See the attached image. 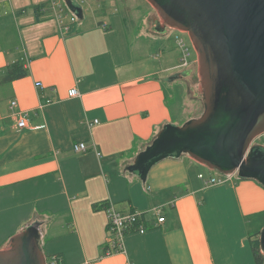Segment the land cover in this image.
<instances>
[{"label": "crops", "instance_id": "crops-1", "mask_svg": "<svg viewBox=\"0 0 264 264\" xmlns=\"http://www.w3.org/2000/svg\"><path fill=\"white\" fill-rule=\"evenodd\" d=\"M52 1L0 0V81L16 61L28 71L0 82V250L37 222L43 254L60 264H255L249 236L264 226L259 183L235 176L206 186L197 175L210 176L207 167L185 155L155 164L146 184L125 170L164 124L180 123L162 75L187 69L134 60L125 33L133 20L117 17L114 0H83L91 21L79 24L66 22L64 9L59 23ZM72 88L78 96H68ZM79 142L85 152L73 151ZM108 204L142 214L146 231L125 236V253L104 255Z\"/></svg>", "mask_w": 264, "mask_h": 264}, {"label": "water", "instance_id": "water-1", "mask_svg": "<svg viewBox=\"0 0 264 264\" xmlns=\"http://www.w3.org/2000/svg\"><path fill=\"white\" fill-rule=\"evenodd\" d=\"M62 1L83 19L76 0ZM145 1L159 20L152 31L187 34L196 54L203 111L181 125L164 124L125 170L146 184L155 164L185 155L209 170L235 173L264 187V147L252 143L264 133V0ZM190 73L187 69L164 81ZM39 239V223L23 228L0 250V264H45ZM258 240L264 255V226Z\"/></svg>", "mask_w": 264, "mask_h": 264}, {"label": "rangeland", "instance_id": "rangeland-1", "mask_svg": "<svg viewBox=\"0 0 264 264\" xmlns=\"http://www.w3.org/2000/svg\"><path fill=\"white\" fill-rule=\"evenodd\" d=\"M77 1L82 5L81 7H83L84 19L86 20L76 19L74 23L79 24L83 21H85V23H89L91 18H88L89 13L84 5L83 0ZM114 2H116L118 12L115 13L114 9L112 14L118 13V18H121V16L125 15L128 19L131 18L133 20V25L128 24L125 33L127 35V41L131 47V55L134 60H138L139 58L148 59L150 61V65L154 66V68L162 66L164 61L166 62L165 64L170 63L177 64V66L179 64L181 65L182 52L175 42V36H181L184 39L188 52L186 60L190 63L188 68H192V73L185 78L174 80L171 83L162 80L166 89V104L174 120L177 122H181L187 117V115L190 116L195 114L199 116L203 111V105L199 92L200 85L197 74V62L195 60L196 54L192 48L187 34H180L178 30L171 28H167L163 34L152 31V24L154 21L158 20V17L155 10L145 0H130L128 8L127 0H114ZM61 3L63 4L62 9H64L63 14L66 16L65 20L66 22L71 23L69 16L71 13L66 9L64 3ZM160 25L162 24L160 23ZM140 45L145 48L144 54H141L138 51V47ZM163 46L165 47V52L161 50ZM178 68L180 70L183 69L181 66ZM172 74L168 75V73H165V75H162V77L165 79ZM256 144L262 145L264 147V139H257ZM204 169L208 170L205 172H209V175H214L217 178L222 177V175L216 171H209L208 168Z\"/></svg>", "mask_w": 264, "mask_h": 264}, {"label": "built area", "instance_id": "built-area-1", "mask_svg": "<svg viewBox=\"0 0 264 264\" xmlns=\"http://www.w3.org/2000/svg\"><path fill=\"white\" fill-rule=\"evenodd\" d=\"M60 2H63L60 0ZM62 4V3H61ZM57 5L56 2L53 0L51 3V6L53 9H58L57 14L55 15L56 19L59 21V23L63 22V16L61 14L63 4ZM62 6V8H61ZM76 20V17L72 14L70 15V22L74 23ZM65 31L69 29L67 26L62 27ZM180 34L182 32L179 31ZM175 42L179 49L182 52V59H181V66L183 69H186L190 66V63L187 62L186 57L188 56L187 52V46L185 44L184 39L181 36H175ZM184 55V57H183ZM36 87L41 86L40 83L35 84ZM69 97H76L78 96V93L76 89L72 88L68 91ZM51 103V100H45L41 105L49 104ZM11 108L16 107V102L12 101L10 103ZM92 123H96V121H93ZM92 123H89L91 126ZM27 127V114L24 112H20L18 114V121H17V128L22 129ZM257 139H264V133L258 135L252 143H256ZM72 149L74 152H85L87 150V146L83 142L75 143L72 146ZM222 177L217 178L214 175L205 176L203 174H198V179L202 180L206 186L216 185V184H224L226 182L231 181L235 176H237L235 173L230 174H221ZM157 219L156 222L158 224H162L165 222V218L161 215L158 209L154 210ZM104 214L106 218V231L107 236L104 241L105 245V251L104 255L108 254H115V253H125V236L131 232H135L138 234H143L146 231V227L143 224L142 214L138 213L136 211L130 212V213H120L117 212L111 205H107L104 208ZM45 264H60L59 260H57V257L55 255H49L45 256Z\"/></svg>", "mask_w": 264, "mask_h": 264}, {"label": "trees", "instance_id": "trees-1", "mask_svg": "<svg viewBox=\"0 0 264 264\" xmlns=\"http://www.w3.org/2000/svg\"><path fill=\"white\" fill-rule=\"evenodd\" d=\"M38 9L39 8L37 7L36 10H38ZM27 73H28V71L24 67L22 62L16 61V62H14V63H12L6 67L4 75L1 78L0 82L1 83H10L14 80H18V79L25 77L27 75ZM196 117H198V116L195 115L194 117H191V118H196ZM191 118H189V119H191ZM184 122L185 121L180 122L178 125H181ZM258 235H259V232L255 233L253 235H250L249 236V244H250V248H251V251L253 254L255 264H263L264 255L260 252V249H259ZM55 256L57 257V260H59V262H60L59 256H57V255H55Z\"/></svg>", "mask_w": 264, "mask_h": 264}, {"label": "flooded vegetation", "instance_id": "flooded-vegetation-1", "mask_svg": "<svg viewBox=\"0 0 264 264\" xmlns=\"http://www.w3.org/2000/svg\"><path fill=\"white\" fill-rule=\"evenodd\" d=\"M188 69H190V70H191V73H192V68L190 67V68H188ZM191 73H190V74H191Z\"/></svg>", "mask_w": 264, "mask_h": 264}, {"label": "bare ground", "instance_id": "bare-ground-1", "mask_svg": "<svg viewBox=\"0 0 264 264\" xmlns=\"http://www.w3.org/2000/svg\"><path fill=\"white\" fill-rule=\"evenodd\" d=\"M65 8V7H64Z\"/></svg>", "mask_w": 264, "mask_h": 264}]
</instances>
